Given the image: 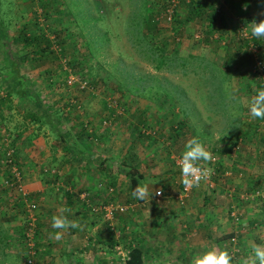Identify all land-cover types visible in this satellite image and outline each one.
<instances>
[{"label": "rangeland", "instance_id": "1", "mask_svg": "<svg viewBox=\"0 0 264 264\" xmlns=\"http://www.w3.org/2000/svg\"><path fill=\"white\" fill-rule=\"evenodd\" d=\"M49 2L47 5L46 0L32 2L0 0V21L6 25L7 33L5 40L0 39V98L4 94L2 76L7 75L10 70L7 63L14 60L18 63V72L29 76L31 82L37 85L33 91L40 97L44 98L48 94L50 100H56L57 96H62L60 102L63 104L68 100L63 98L66 94L74 95L79 108L74 111L71 106L64 105L63 118L66 121L67 118H72L74 120H68L71 123L90 122L89 128L106 133L109 141L102 149L96 147L94 142L92 145L87 144L86 149L93 148L96 151L98 148L102 150L100 152L102 156L112 151L114 161L118 153L123 154L127 149H131L141 154V158L136 159L137 170L151 172L153 176L159 173L160 167L158 162L155 163L157 157L145 155L151 149H161L165 145L169 147L171 154H182L186 142L191 138L201 141L208 151L210 147L216 146L220 152L223 144L230 149L228 140L221 144L216 138L223 136V131L228 134L230 126H233V129L234 126L238 127V121L244 115L243 110H247L246 103L241 101L246 102L255 95L254 79L249 71V65L253 60L251 55L255 52L250 54L244 43L236 38L237 27L242 22H237L233 15L226 16L228 19L230 16L231 23L226 31H222L220 23L206 24L204 12L195 15L194 9H189L190 7L196 9L198 5L206 6L212 2L222 9L223 6H228V0H49ZM248 2L251 3L252 9L254 6V9L264 12V0ZM171 4L176 20L189 17L175 31L176 22H173L174 25L169 24L161 18L164 10ZM33 9L35 11L32 15ZM50 11L53 12L49 15ZM183 15L185 17L182 18ZM177 16L180 18L177 19ZM31 19L37 21L39 27L50 35L53 44V34L49 33L47 27L52 25L55 28L59 26V29L64 28L61 34L66 37L63 54L65 60L68 59L67 70L66 65L56 69L61 62H57L51 53L32 60L31 50L38 45L34 43L22 45L17 40L16 30L23 25L28 27L27 24L32 23ZM28 28L29 34L37 31L35 28ZM22 58L25 60L22 61ZM53 69L57 71L50 72ZM68 75L73 76V82L86 78L88 88L80 90L75 84L69 86L65 82L66 86L64 80ZM111 101L121 103L125 107L114 117L111 113L112 121L107 130L99 125V121L110 114L111 107L108 104ZM16 105L12 101L11 114L7 118L9 121L7 123H10L8 129L4 130L0 126V150L11 144L16 162L22 167L23 164L16 155H21L24 161L25 152L20 147L24 138L22 131L30 125H26L27 118H24L22 113L15 111ZM180 119L184 121L182 131L174 140H168L167 134L172 135L168 126ZM147 121L152 128L151 131L154 130L153 138L156 141L146 137L140 141L133 133L134 127L142 125L144 128L142 122ZM15 136L18 141L14 139ZM231 136L230 131L228 137ZM79 143L80 141H77V144ZM216 155H214L216 158H221ZM111 162L113 164L106 163L107 172H102L101 175L97 173V182L107 181L105 174L111 175L115 172L113 166L115 163ZM118 177L122 178L119 174ZM179 178L175 176L176 183L162 189L163 195L154 208L161 206L163 197L171 200L179 186ZM124 181L127 183L128 179L124 178ZM107 182L115 190L111 196L114 203L125 204L130 200L128 198L130 194L124 188L123 181L119 180L116 185L108 178ZM228 184L223 176H218L212 184L195 187L187 197L188 202L193 199L195 201L186 206V211L206 213L207 208L212 210L219 206L220 213L226 216L229 204L239 207L235 195L228 198L224 194V191L230 189L227 187ZM156 189L161 188L156 184L150 192L153 193ZM199 196L201 198L206 196L209 202L201 205L202 199H198ZM137 202L141 204L143 201ZM185 203L186 201L184 205ZM245 203L248 204L246 201ZM146 208L149 207L141 206V210ZM131 220L133 222L127 223L128 235L120 234L124 237V240L120 241L121 245L125 241H131L133 238L131 232L134 233L138 228L133 217Z\"/></svg>", "mask_w": 264, "mask_h": 264}, {"label": "crops", "instance_id": "2", "mask_svg": "<svg viewBox=\"0 0 264 264\" xmlns=\"http://www.w3.org/2000/svg\"><path fill=\"white\" fill-rule=\"evenodd\" d=\"M235 3L241 5L242 10H245L247 16L250 17L251 22L254 19L257 22L264 19V16L258 15L261 11L254 9V6L252 9L248 0H228V6H223L221 9L223 10L221 11L223 26H219L221 29L230 25V16L229 19L226 18L228 15H233L237 22L244 21L245 16L237 13L238 5L236 6ZM145 4L147 5V3ZM183 17L185 16L183 15ZM97 22L99 23V21ZM213 23L218 25L220 21L214 19ZM242 26L244 24L239 23L237 27L235 34L237 39L240 38L238 31ZM246 40L255 46L256 51L260 53L259 57L264 61V39H253L250 36ZM255 43L257 46L259 45L261 50L257 49ZM256 53H252L253 59L256 57ZM256 89L255 87V94ZM243 113L244 115L238 121V132L236 133L237 128L233 129V126L229 128V133L231 131L232 136L235 135L241 138V143H239L235 155H229V147L223 144L224 141L230 140L229 133L223 131V136L220 135L216 138L217 142L223 138L219 142L223 144L219 152V156L222 158L220 162L224 168L231 169L234 177L233 182H228L227 187H230V189L224 191V194L228 198L238 195L239 200H237V203L239 207L235 204H229L226 216L220 213L221 208L219 206L212 210L207 208L208 212L206 213L187 212L186 206L195 199L188 202L187 197L189 194L184 198L182 204L174 199L175 194L182 185L180 178L178 180L179 187L171 200L168 197H163L161 206L156 207L157 210L154 207L160 198L155 200L152 197L151 200L146 199L141 204L132 199L131 203L133 205L132 210H130L132 214L127 215L125 229L129 227L127 223L133 222L131 220L133 217L138 228L134 233L131 232L133 238L130 242H132V247L135 246L140 254V264H190L195 254L208 250V246L211 245H215L221 250H227L229 253L232 247L239 246L242 261L251 252L252 243L264 245V202L245 203V199L248 197L247 189L256 187L255 181L259 185H263L264 181V131L258 129L262 127L263 120H253L248 115V110H243ZM7 122H4V130H7L10 124ZM30 127L35 135L30 139L24 136L20 146L21 150L25 152L24 161L21 155L16 156L19 162L23 164L20 167L22 169L21 182L28 192V199L37 204V209L33 214L34 223L39 229L36 264L122 263L119 254L116 255L117 250L114 246L111 245L110 248L108 246L109 242L112 243V236L116 238L113 231L107 225V222L102 220V216L100 218L97 214L94 215L88 211V208L82 203H85V201L80 199L76 191L78 188L92 185L91 188L95 192L94 180L98 179L97 175H101L104 171L98 170L99 168L91 163L84 164L81 162L82 160L75 158L76 152L67 147L64 148L48 130H45L44 133L43 129L36 130L33 125ZM251 131L254 132V135ZM96 150V152H93L82 149L80 152L77 151L76 155L95 157L97 153L102 152V150ZM168 150H170L169 147ZM145 155L147 157H157L160 170L154 176L151 172L137 170L141 175L139 183L152 184L149 192L156 184L161 189H165V186H163L165 180H169V184H171V181L175 179L174 174L171 173V170L174 169V166H172L174 165L173 158L180 155V153L168 154L172 162H168L169 165L172 164L169 167L167 166L168 159L164 148L157 149L155 152L149 151ZM104 156L112 157L113 152L110 151L109 154L106 152ZM236 168H238L237 171H235ZM103 169L107 172L106 166ZM177 170L178 174L176 176L180 177L179 169L177 168ZM116 172H113L114 175L105 174L107 181L109 178L112 183L117 185L120 180V182L125 183L124 188H128V182L124 181L125 177ZM225 173L230 174L229 171H225ZM4 174L0 169V264H22L19 254V246H21L19 236L24 229L28 214L25 211L23 201L19 200L16 192L3 185L2 178ZM118 174L122 178H119ZM173 183H176V181L174 180ZM104 197L102 196L103 200ZM128 198L131 197L128 196ZM198 199L201 200L202 198L199 196ZM92 201L94 202L93 199ZM203 203L202 200L200 204L203 205ZM146 205L149 208L141 210V206L145 207ZM182 205L184 206L178 207ZM170 207L171 210H169ZM62 208L71 209L70 212L64 213V215L67 216L68 220L77 222L79 227L59 230L63 231L62 239L55 241L49 239L50 234L58 231L51 227L52 217L59 215ZM177 213L179 215H176ZM228 214L234 218L237 217L239 221L236 222L234 219L232 221L231 218H228ZM175 219L177 222H175ZM112 223L113 227L117 228L114 221ZM106 226L108 229L105 228ZM232 233L236 236L239 235L237 236L239 239L237 238L233 242L234 246L227 239ZM123 246L121 247L126 250V247Z\"/></svg>", "mask_w": 264, "mask_h": 264}, {"label": "trees", "instance_id": "3", "mask_svg": "<svg viewBox=\"0 0 264 264\" xmlns=\"http://www.w3.org/2000/svg\"><path fill=\"white\" fill-rule=\"evenodd\" d=\"M31 2H32V0H31ZM214 2H216V1H214ZM46 3L48 5L50 3L49 0H46ZM235 5L236 6L238 5L237 6L238 7L237 13L245 16L244 21L242 23L247 25L251 21L250 17L247 16L245 10H242L240 4L235 3ZM189 9H194V12L196 13L195 15H198V14L204 12L205 13L204 19L208 21V22L205 21L206 24L213 22L214 19H218V21H220V25L223 26V19L221 16V8L216 7L215 3H213V2L210 4L208 3L206 6H204V5L200 6L199 5L196 9L194 7H190ZM34 11L35 10L33 9V11L31 12L32 15H33ZM52 12L50 11L49 15ZM189 13H190V11H189ZM174 16H175V13H174V11H172L171 23L173 24V22L174 23L176 22V24H177L176 26H174V31L177 28H179L181 23L183 24L187 20V18H189L188 16H186L187 18L179 20L178 19L179 16H177L178 20H176V17H174ZM31 21H32V23L27 24V26L31 27V28H35L34 30H37L35 33L29 34L28 29H30V28L26 27V25L25 26L23 25L21 28L16 30L17 40H19L22 43V45H31V43L38 45V47L31 50L30 58L32 60H37L43 54L46 55V53H49V54L51 53L52 57L57 62H61V64H59V66H57L56 69L58 70V68H60V67L62 68L63 65H66V70H67L68 59H66L65 64H63L61 61V59L64 58V54H63V48L64 47L63 46L66 44V43H64V39L66 37L61 34V31L64 28L59 29L60 26L58 28H55L52 25L47 27L49 30V33L53 34V38H52L54 40V44H53L49 38L50 35L46 34L45 31L43 30V28L39 27L37 21L32 20V19H31ZM5 28H6V25H4L2 21H0V39L2 38L3 40H5L7 38V33L5 31ZM171 28H173V26ZM221 30L226 31V28L224 27ZM239 39H241L242 42L244 43L246 50L248 52H250L247 48L250 44L248 42V40L243 39V38H239ZM255 45L257 46L256 43H255ZM256 52H257L256 56L258 57L259 51H256ZM258 58H260L262 60L261 57H258ZM24 60L25 59L22 58V61H24ZM252 61L249 65V71L253 75L254 85L257 88L256 89V91H257L258 89L263 88L262 82L264 80H262V78L257 75L256 71L254 72L252 70V65H251V64H253ZM17 64L18 63L16 61L10 60L7 63L10 70L7 73V75L2 76V81H3L2 90L4 93L3 96L0 98V104H1V107H0V126L2 127V129H3L4 122L8 121L7 120L8 115L11 114V103L13 101L14 103L17 104L15 111L22 113L23 117L27 118L26 125H28V124L30 126L33 125L34 129H36V130L43 129L44 133H45V130H48L52 135L55 136V138H56L55 140H57L58 143L62 144L64 148L67 147L70 150L76 152V154H77V151L80 152L82 149L89 150L90 148L86 149V148H88L87 144H91L93 142H94V144H96V147H98L99 149H102V147L105 146V143L107 141H109V140H107V136H106L105 132L101 133V132H97L96 129L89 128L91 125L90 122L85 123L86 121H81V122L79 121L77 123H71L68 120H74V119L67 118L68 120L66 121L63 118V114H64V110H65L63 108L64 105L65 106H71V108L74 109V111H76L75 109L79 108V105L75 102L76 98L74 97V95L66 94V96L63 98H67L68 100L63 102V104L60 102V98H62V96L61 97L57 96L58 99H56V100L55 99L50 100V97L48 94H46V96L44 98L40 97L37 92L33 91L34 88L37 87V85L34 82L33 83L31 82V80H30L31 78H29V76L28 77L24 76L23 74L18 72V70H17L18 65ZM56 69H53L50 72H55ZM80 78H82V77H80ZM49 80L51 81L52 79L50 78ZM79 80H82V79H79ZM84 80L86 83L83 87H80V82H78V81L72 82L71 84H69V86L75 84L77 89L86 90L88 88L89 84H88V81L86 78ZM65 82H66V80H64V84H65ZM65 85L67 86V83ZM18 105H19V108H18ZM108 105L111 107L109 109L110 114H108V116H107L108 118H110L112 114H113V117L115 116V114H116L115 109L118 108V109H121L123 111V108L125 107L121 103H117V102H116V108L115 109L112 107L111 103ZM154 105H150V106H154ZM106 118H103L101 121H99V125L102 128H107V130H108L109 123L112 120L110 122H107L106 124L102 123V121L105 120ZM107 120H109V119H107ZM68 122H69V124L70 123L71 124L69 125ZM148 122L149 121L142 122L145 125L144 128L141 127L142 125H140L139 127L133 128V130H134L133 133H135V135L140 138V141H142L144 139V137L151 139L152 141L153 140L156 141L153 138L154 130L151 131L152 128L149 127L150 124ZM145 123H147V124H145ZM183 124H184V121L182 119H180V120H177L173 125L168 126L169 129L172 131V135H173L172 136L171 134H167L168 140H174L177 136H179L180 131H182L181 126H183ZM66 125H68V126H66ZM261 125H262V127H259L258 129L264 131V120L261 123ZM30 126L28 128H25L24 131H22L24 136L28 137V139H30L31 137H33L35 135V132L33 131V129ZM235 128H237L236 129V133H237L238 127L234 126V129ZM19 133H21V132H19ZM251 133H253V135H254L253 131H251ZM4 134H6V133H3V135ZM8 136H9V133H8ZM16 136H18V134ZM16 136L14 139L16 141H18ZM221 140H223V138H221L220 141ZM77 141L78 142L80 141V143L77 144ZM228 143L230 145L229 155L230 154L235 155L237 149L239 148V143H241V138H238V136L233 135L230 137V140H228ZM78 145H80V146H78ZM108 146H109V144H108ZM6 147L12 148V150H13L12 158L15 161V163L17 164L16 159H15V154H14V148L11 144L4 146L3 147L4 149L2 151L0 150V160L5 158L4 150ZM163 148L165 149V152L167 154V159H168L167 166L169 167L172 165V164L171 165L168 164V162H171V158L168 156V154H170V152L168 150V146H163ZM91 149H92L91 151H93V152L97 151V150L96 151L93 150V148H91ZM108 149L109 148H107V150ZM149 151L155 152L156 150L151 149ZM210 151L214 152V153H212V156L217 154L216 156L218 157L219 152L217 151L216 146L214 148L210 147ZM76 154L74 155L75 158H79L80 160H82L81 161L82 163H84V164L91 163L94 166L98 167L99 168L98 170H102L104 172H105V169H103V168L106 166V163L111 164L112 163L111 161H113L115 163V165H113L115 171H117V173H119V174H122L125 178L128 179V188H126V189L128 190V192L130 194L129 196L131 198H129L130 200L126 201L125 204H122V205L126 206V209L123 212H114L113 218H112L115 224L117 222L116 226H117V229L119 230L120 234H122V233L126 234L127 232H126L125 226H126V221H127V215L132 214V212L130 211V210H132V205H133L131 203L132 198H133L131 194H132L133 189L137 185L140 184L139 180L141 178V175L137 171V167H138L137 160L141 158V154L136 153L131 149H127V152H125L123 154H120V153L117 154V156L115 157L116 161L113 160V158H112L113 156L112 157L111 156L102 157V155L100 153H97L95 155V157L88 156V155H86L84 157L83 155L78 156ZM214 158H215V160L213 162H209L207 164V165L211 166L212 169L214 170L213 175L210 178L211 184L213 182H215L216 177L218 178V176H223L226 183L227 182H233L234 177H233V173H232L231 169L227 168V167L224 168L222 166V164L220 162L222 158H220V157L216 158L215 156H214ZM157 161L155 160V163ZM172 166H174V165H172ZM0 169H1V171H3L5 173L3 178L5 176H7V173H8L7 167L5 165L3 166L1 161H0ZM174 169L175 170H173V169L171 170V173L174 174V176H176V174H178L177 173L178 170H177V168H175V166H174ZM227 170L230 172V174L225 173V171H227ZM237 170H238V168L235 169V171H237ZM173 181H171V183H173ZM99 182L102 184L101 187H97V184ZM169 183H170L169 180H165V182L163 183V186H165V188H166L170 185ZM93 184L95 186V189H94L95 192H93V189L91 188L92 185H90L88 187H82V188L76 189L77 194L79 196L80 192L88 191L90 194L89 199L87 200V202H85V203L82 202V203L85 205L86 208H88V211L90 213H92L94 215L97 214L98 216H100V218L102 216V220L106 221L107 225L109 226V223L111 222L112 219L106 220L103 216L102 209H98V208H99V206H102V205L107 204L109 202H114L111 199V196H113L115 190L111 186V184H109L107 181H104L102 183L101 181L97 182V179H96V180H94ZM202 184H206V183H201L200 185H202ZM254 184L256 185V187L247 189L246 193H247L248 197L245 199V201L247 203H250V204L257 203V202L263 203L264 202V181H263V185H259L256 181L254 182ZM206 185H209V184L207 183ZM210 187L213 188L214 185L210 186ZM109 188H111V191H109ZM194 188L195 187L190 189L188 194H190ZM98 192H100V193H98ZM106 193L109 194V196ZM17 196L19 197L18 194H17ZM102 196L103 197L105 196L104 200L102 199ZM236 196L237 197H235V198L237 200H239L238 195H236ZM92 199L94 200V202L92 201ZM19 200L21 201L20 197H19ZM134 200H136V199H134ZM202 200L204 202L203 205H206L208 203V199L206 198V196H202ZM136 201H139V200H136ZM240 204H242V202ZM95 207H96V210H92V208H95ZM228 218H231L232 221H233V219L236 222L239 221L237 217L234 218L232 215L230 216L229 214H228ZM105 228L108 229L107 226ZM38 233H39V229H38L37 225H35V235H36V244H37L36 245V248H37L36 254H37L38 244H39L38 238H37ZM120 234L116 238H114L112 236V243L108 241L109 242V245H108L109 248L111 247V245L114 246L115 244H118V243L120 244V241L124 240V237L120 236ZM127 235H128V233L126 234V236ZM237 236H239V235H237ZM237 236H236V234L232 233L228 236L227 239H229L228 241L233 245V242L235 241V239H237V238L239 239V237H237ZM121 237H122V239H121ZM131 243L132 242H130V241H125L121 245V246L124 245L126 247V249H128V260L126 261V264H140L141 263L140 258H139L140 254H139L138 250L135 248V246L132 247ZM19 244L21 245V246H19V254H20V257L22 259V264H23L24 263L23 260H24L25 255H24V247L22 244V231L20 232V236H19ZM234 247H232L231 251H230V255L233 256L232 264H241V251L239 249V246H237V247L234 246ZM35 264H36V261H35ZM118 264H121V263L118 262Z\"/></svg>", "mask_w": 264, "mask_h": 264}, {"label": "clouds", "instance_id": "4", "mask_svg": "<svg viewBox=\"0 0 264 264\" xmlns=\"http://www.w3.org/2000/svg\"><path fill=\"white\" fill-rule=\"evenodd\" d=\"M258 15L264 16V12H260ZM241 32L245 37L250 35L255 39H264V19L259 20V22L254 19ZM241 102L246 103L250 118L253 120H264V88L258 89L256 94L251 96L246 102ZM184 147L185 150L177 160V166L181 173V183L186 190H190L193 187H199L202 181L210 178L214 170L206 167V165L213 160V156L197 138L189 139ZM131 195L136 200L144 201L146 199L151 200L153 195H163V191L162 189H156L150 194L148 183L142 182L133 189ZM70 211L71 209L62 208L60 209L59 215L52 217L51 227L58 231L50 234L49 239L60 241L63 236V231L59 230L79 227L77 222L68 220L67 216L64 215V213ZM232 261L233 256L227 250H221L217 246L211 245L208 246V250L195 254L190 264H232ZM241 264H264V245L252 243L251 252L242 259Z\"/></svg>", "mask_w": 264, "mask_h": 264}, {"label": "built area", "instance_id": "5", "mask_svg": "<svg viewBox=\"0 0 264 264\" xmlns=\"http://www.w3.org/2000/svg\"><path fill=\"white\" fill-rule=\"evenodd\" d=\"M172 11H173V4H171L168 8L164 10L162 19L165 22L167 23L171 22ZM244 28L245 27L240 28V30L238 31V35L240 38L248 39L250 35L245 37L241 32V30ZM196 36L197 35H195V37ZM247 48L249 51L251 52L254 51L256 53V48L252 43H250ZM61 61L63 64H65L66 60L65 58H62ZM252 62H253V64H251L252 70L254 72L256 71L257 75L260 76L262 80H264V61H262L260 58L256 56ZM63 67H65V65H63ZM73 79H74L73 76L71 75L67 76L66 82L68 83V85L73 82ZM78 82H80V87H83L86 83L85 80H78ZM262 86L264 88V81L262 82ZM111 105L114 109L116 108V103L111 101ZM121 111H122L121 109H118V108L115 109L116 113H120ZM107 122H110V118L108 117L102 121V123H105V124ZM12 155H13L12 148L6 147L4 150L5 158L0 161L3 166L5 165L7 167L8 173H7V176H5L2 179V182H3V185L6 186L7 188L14 190L19 195V197L24 203L25 211L28 214V219L24 223V229L22 231V244L24 247V255H25L23 264H35L37 244H36L35 223H34L33 214H34V211L37 209V204L33 200L28 199V192L25 190L21 182L22 169L15 163V161L12 158ZM180 156L181 155H176L173 158L174 166L178 169L179 167L177 166V160L180 158ZM214 160L215 158L213 156V160L211 162H213ZM206 167L212 168L209 165H206ZM179 172H180V169H179ZM212 175L213 173L211 174L210 178L212 177ZM180 177H181V173H180ZM210 178L206 181H202L201 183L211 184ZM101 185L102 184L99 182L97 184V187H101ZM109 191H111V188H109ZM188 193H189V190H186L182 184L180 190L175 194L174 199L177 200L179 204H182L184 198L188 195ZM89 196L90 194L88 191H82L79 193L80 199L84 200L85 202H87V200L89 199ZM161 197L162 195L161 196L153 195V198L155 200ZM98 209H102L103 216L106 220L108 219L111 220L113 218L114 212H123L126 209V206L119 204V203L109 202L107 204L99 206ZM92 210H96V207L92 208ZM112 221L113 219L109 223L110 229L113 231L114 236L118 237L120 232L116 227H113ZM114 248L117 250L116 255L119 254L120 256V259L122 261L121 264H126V261L128 260V250L127 249L124 250L119 243L115 244Z\"/></svg>", "mask_w": 264, "mask_h": 264}]
</instances>
